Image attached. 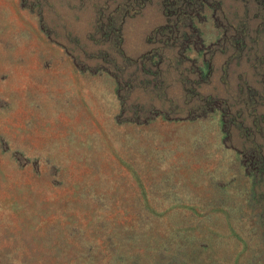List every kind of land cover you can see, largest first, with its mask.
Segmentation results:
<instances>
[{"label": "rangeland", "instance_id": "1", "mask_svg": "<svg viewBox=\"0 0 264 264\" xmlns=\"http://www.w3.org/2000/svg\"><path fill=\"white\" fill-rule=\"evenodd\" d=\"M0 264H264V0H0Z\"/></svg>", "mask_w": 264, "mask_h": 264}]
</instances>
